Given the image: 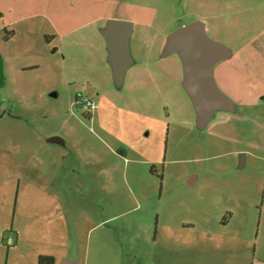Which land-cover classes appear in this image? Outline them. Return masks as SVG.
I'll return each mask as SVG.
<instances>
[{
    "label": "rangeland",
    "instance_id": "1",
    "mask_svg": "<svg viewBox=\"0 0 264 264\" xmlns=\"http://www.w3.org/2000/svg\"><path fill=\"white\" fill-rule=\"evenodd\" d=\"M110 16L135 25L121 89ZM197 19L233 50L214 76L237 106L204 129L179 56H161ZM41 255L264 264V0H0V264Z\"/></svg>",
    "mask_w": 264,
    "mask_h": 264
},
{
    "label": "water",
    "instance_id": "2",
    "mask_svg": "<svg viewBox=\"0 0 264 264\" xmlns=\"http://www.w3.org/2000/svg\"><path fill=\"white\" fill-rule=\"evenodd\" d=\"M106 41L107 63L112 70L115 86L121 89L128 70L135 63L131 50L134 23L130 20L109 18L100 28ZM177 54L183 66L182 87L193 103L196 122L204 129L218 111L236 112V103L218 87L214 67L233 56V50L211 39L202 20H194L171 32L163 45L162 57ZM49 142L63 145L58 136Z\"/></svg>",
    "mask_w": 264,
    "mask_h": 264
},
{
    "label": "built area",
    "instance_id": "3",
    "mask_svg": "<svg viewBox=\"0 0 264 264\" xmlns=\"http://www.w3.org/2000/svg\"><path fill=\"white\" fill-rule=\"evenodd\" d=\"M76 104L87 111H93L98 108V103L95 100L83 94L76 96Z\"/></svg>",
    "mask_w": 264,
    "mask_h": 264
},
{
    "label": "trees",
    "instance_id": "4",
    "mask_svg": "<svg viewBox=\"0 0 264 264\" xmlns=\"http://www.w3.org/2000/svg\"><path fill=\"white\" fill-rule=\"evenodd\" d=\"M38 264H55V258L51 255H41Z\"/></svg>",
    "mask_w": 264,
    "mask_h": 264
},
{
    "label": "crops",
    "instance_id": "5",
    "mask_svg": "<svg viewBox=\"0 0 264 264\" xmlns=\"http://www.w3.org/2000/svg\"><path fill=\"white\" fill-rule=\"evenodd\" d=\"M107 17H109V16H107ZM107 17L105 18V19H107ZM111 17V16H110ZM113 17H116V16H112L111 18H113ZM120 19V18H119ZM105 21V20H104ZM103 26V25H102ZM102 26H100L99 27V30H100V28L102 27ZM77 28H79V27H77ZM134 29H135V25H134ZM75 29H74V27H72L71 28V30H70V32L72 33L73 31H74ZM101 34V33H100ZM49 142V141H48ZM56 144H58V143H56ZM65 264H81V260H76L75 258H68L67 260H66V263Z\"/></svg>",
    "mask_w": 264,
    "mask_h": 264
},
{
    "label": "flooded vegetation",
    "instance_id": "6",
    "mask_svg": "<svg viewBox=\"0 0 264 264\" xmlns=\"http://www.w3.org/2000/svg\"><path fill=\"white\" fill-rule=\"evenodd\" d=\"M170 56V55H169ZM168 57V56H167ZM223 61V60H222ZM135 64V63H134ZM131 68V67H130ZM215 77V76H214ZM244 154H241V159L244 160Z\"/></svg>",
    "mask_w": 264,
    "mask_h": 264
}]
</instances>
